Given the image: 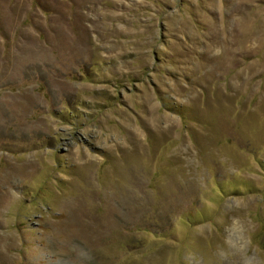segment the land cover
I'll return each mask as SVG.
<instances>
[{
	"label": "rangeland",
	"instance_id": "rangeland-1",
	"mask_svg": "<svg viewBox=\"0 0 264 264\" xmlns=\"http://www.w3.org/2000/svg\"><path fill=\"white\" fill-rule=\"evenodd\" d=\"M0 264H264V0H0Z\"/></svg>",
	"mask_w": 264,
	"mask_h": 264
}]
</instances>
